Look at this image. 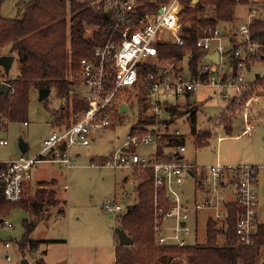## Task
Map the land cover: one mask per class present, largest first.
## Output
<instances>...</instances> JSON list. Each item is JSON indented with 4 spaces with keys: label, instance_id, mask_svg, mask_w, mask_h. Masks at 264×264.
<instances>
[{
    "label": "built area",
    "instance_id": "2783aa9c",
    "mask_svg": "<svg viewBox=\"0 0 264 264\" xmlns=\"http://www.w3.org/2000/svg\"><path fill=\"white\" fill-rule=\"evenodd\" d=\"M72 1L95 14L115 15L108 39L95 49L92 57L80 60L79 85L82 91L76 92L88 104V108L78 115L76 122L53 130L44 140L42 151L37 156L22 154L4 165L0 162L3 165L0 166V188L9 202H17L23 197L32 178V169L38 164L59 163L67 169L72 168L71 149L74 146H89V134L93 130L110 127L121 92L138 90L141 95L145 91L148 112L158 119H164L168 117L167 105L186 98L198 88L240 89L245 84L243 72L251 68L254 60L262 58L263 46L250 36V25L258 14L254 8L251 9L253 14L249 16L248 22L238 26L233 33L229 34L219 26L207 28L205 35L196 41V46L206 51L207 55L219 52V61L208 60L206 55L196 74H192L189 67L184 70L186 74H182L184 71L176 72L164 67L161 63L167 60L158 58L161 42L170 40L179 46L186 44L181 0H170L157 11L143 15L138 14L139 9L145 1L152 0ZM235 43H239L236 50L233 49ZM148 61L155 63L157 72L148 73L145 80L140 82L139 68ZM223 96L229 97L227 93ZM245 119L248 120L247 115ZM154 126H147L146 129L137 127L130 132L124 146L110 154L103 166L151 169L156 244L181 248L196 243L200 213L210 211L212 215L208 220L218 223L225 221L229 204L226 197L231 191L235 197L233 202L242 208L236 227L237 240L243 246H252L259 228L257 168L241 164L202 167L186 158V145H168L166 136H182L179 131L167 134ZM250 126L247 125L244 132ZM6 145L8 140H0V146ZM141 146L156 147L155 154L149 159L143 157L138 152ZM160 147L163 149L161 156L158 155ZM186 179L193 181V200L186 197ZM124 208L117 200L102 206L105 211L116 215L123 212ZM0 224L9 229L13 227L6 217L0 216ZM7 259L11 257L8 255Z\"/></svg>",
    "mask_w": 264,
    "mask_h": 264
},
{
    "label": "rangeland",
    "instance_id": "374dc122",
    "mask_svg": "<svg viewBox=\"0 0 264 264\" xmlns=\"http://www.w3.org/2000/svg\"><path fill=\"white\" fill-rule=\"evenodd\" d=\"M17 2L22 3V0H6L2 5V16L5 18L22 16L23 4L19 5ZM252 8L258 11L257 18L264 19L262 2L238 4L235 21L231 24H220L219 27L229 34L233 33L238 26L248 22L249 16L253 14ZM181 18L184 19L183 12ZM93 29L86 26V36H90ZM187 61L188 59L176 63L167 60L161 64L176 72L186 71ZM16 65L17 61L14 62L9 77L14 76ZM185 71L182 74H186ZM2 74L4 70L0 67V76ZM258 76L264 77V60L253 63L249 70L243 72L245 84L240 89L208 87L197 89L195 99L200 106L197 131L210 134L211 139L207 146L201 148L196 146L197 139L191 133V123L187 115L177 119L173 124L159 122L154 127L167 134L179 131L184 135L187 139L186 158L202 167L215 164L237 166L239 162L243 166H255L259 194L258 214L260 222L264 223V86L250 85ZM75 86L74 90L82 91L81 85ZM40 90L34 88L31 91L30 103L24 118L27 125H24V119L18 121L0 119V139L8 140V145L0 146V161H10L21 154L19 147L21 142L28 145L26 155L37 156L42 151L44 140L52 131L71 121V118H65L57 123L54 112L62 108V103L67 106V110L70 104L58 98L55 89H52L50 95L42 101L39 98ZM225 93L229 95L228 98H224ZM242 93L244 94L240 98ZM138 96H140L138 90L121 92L116 104L117 114L113 125L104 130H93L89 134L91 139L89 146H74L71 149L72 168L67 169L59 163H40L32 169L33 183L57 180V184L49 188L56 191V197L61 203L42 213L39 219L33 212L12 210L6 219L13 227L9 229L0 224V264H22L25 260L28 264H35L38 258H43L46 264H116L115 250L119 242L116 232L119 228L117 217L122 215V212L116 215L105 211L102 206L117 200L125 206L124 212L127 206L136 203L138 172L144 170L139 167L133 170L114 169L103 166V163L106 157L124 146L132 128L136 126L139 115L144 110ZM234 97L239 99L230 102ZM145 103L147 109V102ZM122 104L128 108L125 113L120 112ZM229 106L231 111H227ZM145 113L150 114L148 110ZM224 114L231 119L228 123L231 122L234 127L231 134L222 127L221 118ZM245 115L248 116V120L245 119ZM71 117L74 118L73 113ZM247 125H251L250 129L244 132ZM155 151L154 146L138 148V152L148 159ZM192 185L191 180L186 179L185 189L188 193ZM37 186L38 183L30 185L28 193H34ZM229 198L233 199V195H229ZM60 210H64V213H58ZM211 215L210 211L200 214L195 240L200 244L207 241V221ZM26 219L37 220L30 238L43 243L35 253L23 251L26 254L24 255L18 243L25 234L23 222ZM6 242L9 243L8 247ZM8 255L11 257L10 260L7 259ZM257 264H264V247L261 248Z\"/></svg>",
    "mask_w": 264,
    "mask_h": 264
},
{
    "label": "trees",
    "instance_id": "16d2710c",
    "mask_svg": "<svg viewBox=\"0 0 264 264\" xmlns=\"http://www.w3.org/2000/svg\"><path fill=\"white\" fill-rule=\"evenodd\" d=\"M5 1L0 0V57L15 56L17 68L12 77L7 76L5 72L0 76V85L6 82L11 86L7 95L0 93L2 120H23L30 103L31 91L34 88H48L50 91L55 89L58 98L70 104L68 110L62 103V108L54 112L56 122L65 118H71V121L76 122L78 115L88 108V104L74 90L75 85L80 84V60L84 57H92L95 49L108 39L115 15L95 14L72 0H22V3L17 2L19 5L23 4L22 16L5 18L1 14ZM168 1L170 0L145 1L138 14L155 12ZM258 2L264 5V0H181L184 7L182 21L186 44L179 46L170 40L161 42L158 47L159 60L181 63L188 59L187 64L191 73L196 74L200 62L207 55L206 51L196 46V41L205 35V30L209 27L216 28L220 24L233 23L238 4ZM86 26L94 28L90 36H86ZM250 36L253 41L263 46L262 58L254 60L251 63L253 64L264 60L263 18H256L251 23ZM238 47L239 43L233 44L234 50ZM151 72H157V68L153 61H148L139 68V81L145 80L147 74ZM250 85L264 86V77L258 76ZM190 96L191 94L187 96L186 104L167 105L168 118L158 119L153 114L145 113L147 96L144 91L138 96L144 110L131 132L137 127L146 129L147 126L159 122L173 124L177 119L187 115L191 123V133L197 139L196 146L201 148L209 145L210 134L197 131L198 107ZM230 108L229 106L227 111H231ZM120 112H122L121 108ZM115 114L114 117L112 115L110 126L113 125ZM230 120L225 114L221 118L223 128L228 134L234 130L231 122L228 123ZM23 121L27 122L25 119ZM71 121L69 120L67 125H70ZM166 138L171 147L187 143L184 135L166 136ZM162 153V147L158 148V155L161 156ZM138 174L137 202L127 206L122 215L117 217L119 228L133 239L134 244L121 246L118 242L115 250L116 264H257L261 248L264 247V224L259 225L252 246L239 244L236 227L242 208L234 202L227 204L228 216L225 221L218 223L208 220L206 243L196 242L181 248L157 245L153 228L154 189L151 169H144ZM56 184L57 180L39 182L34 193L29 194L27 191L17 202L7 201L0 188V216L8 217L12 210L21 209L28 213L33 212L39 219L42 213L61 203L56 197V191L49 188ZM59 212L64 213V210ZM36 221L26 219L23 222L25 234L18 243L21 252L35 253L43 243L30 238V234L36 228ZM23 254L26 255L25 252ZM35 264H46V262L43 258H38Z\"/></svg>",
    "mask_w": 264,
    "mask_h": 264
},
{
    "label": "water",
    "instance_id": "95a60500",
    "mask_svg": "<svg viewBox=\"0 0 264 264\" xmlns=\"http://www.w3.org/2000/svg\"><path fill=\"white\" fill-rule=\"evenodd\" d=\"M206 57L208 60L218 62L220 54H219V52L216 51L212 54H208ZM14 62H15V56H13V55H2L0 57V67L3 68V70L7 76H9L10 70L12 69ZM10 89H11V86L6 82H3L0 85V93L1 94L7 95L8 92L10 91ZM50 93H51L50 89L42 88L40 90V93H39L40 100H42V101L45 100L50 95ZM121 111H122V113H125L128 111V108L126 107V105L122 106ZM19 147H20V151L22 154H25L28 150V145L23 143V142H21L19 144ZM61 148H64V146H62ZM116 232H117L118 238H119V245L131 246L134 244L133 239L131 237H129L127 235V233L122 228H117ZM22 264H28V261L25 260L22 262Z\"/></svg>",
    "mask_w": 264,
    "mask_h": 264
},
{
    "label": "crops",
    "instance_id": "0c3cea01",
    "mask_svg": "<svg viewBox=\"0 0 264 264\" xmlns=\"http://www.w3.org/2000/svg\"><path fill=\"white\" fill-rule=\"evenodd\" d=\"M195 96H196V92L191 94L190 99H192V100L194 101V104L197 105V107H198V112H199V107H200V106L198 105V102H197V100L195 99ZM187 100H188L187 97H186V98H182V99H180V100H176L174 104H176V103L186 104ZM167 118H168V117H167ZM24 125H25V122H24ZM2 139H4V138H2ZM2 139H0V140H2ZM20 152H21V151H20ZM21 154H22V153H21ZM21 154H18L16 157H14L13 159H11L10 161H12V160L18 158ZM76 155L79 156V154H76ZM106 158H107V157H106ZM10 161L8 160V161H0V162L3 163V164H6V163H8V162H10ZM240 164H241V162H239V165H240ZM31 179H32V178H31ZM48 180H50V179H48ZM51 180H52V179H51ZM53 180H55V179H53ZM42 181H47V180H41V181H39V182H42ZM39 182H37V183H39ZM191 182H192V184H193V181H192V180H191ZM37 183H33V182L30 180V182L28 183V185H27V187H26V189H25V193L29 190L30 185H34V184H37ZM65 187H66V186H65ZM185 191H186V189H185ZM190 192H191V194H190ZM190 192L188 193V192L186 191V197H187L188 200H193L194 197H195L194 185H192V187L190 188ZM229 195H233V199L229 198ZM234 199H235V197H234V193L231 192V191H229V192L227 193L226 200H227L229 203H232V202L234 201ZM19 210H21V209H19ZM200 214H201V213H200ZM199 217H200V215H199ZM258 219H259V214H258ZM262 224H264V223L260 222V220H259V225H262ZM6 243H8V242H6Z\"/></svg>",
    "mask_w": 264,
    "mask_h": 264
}]
</instances>
